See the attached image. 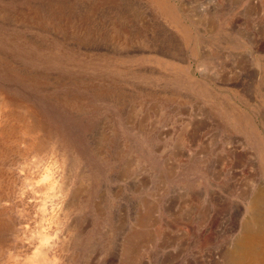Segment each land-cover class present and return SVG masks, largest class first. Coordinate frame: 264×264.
Listing matches in <instances>:
<instances>
[{
  "label": "rangeland",
  "instance_id": "374dc122",
  "mask_svg": "<svg viewBox=\"0 0 264 264\" xmlns=\"http://www.w3.org/2000/svg\"><path fill=\"white\" fill-rule=\"evenodd\" d=\"M257 194L264 0H0V264H231Z\"/></svg>",
  "mask_w": 264,
  "mask_h": 264
},
{
  "label": "bare ground",
  "instance_id": "6f19581e",
  "mask_svg": "<svg viewBox=\"0 0 264 264\" xmlns=\"http://www.w3.org/2000/svg\"><path fill=\"white\" fill-rule=\"evenodd\" d=\"M107 14L109 15L108 16L109 19L110 17L114 18V17L119 16L118 15L119 13H117V11L114 10V8L111 7V5H109V10ZM102 15L103 14L100 15L99 11L95 13L94 11H89L87 14H85V17H88V16H92V17L99 16L100 17ZM111 29L113 32L112 34H116V31L118 32V30L112 26L110 30ZM89 32L92 33V31H89ZM125 34L126 36L130 35V32L129 33L125 32ZM123 40L124 39L122 38V41ZM252 206L255 208L253 215H254V219L256 221L257 226H254V227L251 226V222H250L251 220L246 224L243 230V233L240 235L239 239H237L238 241H237V244L235 245V248L231 252V255H230L231 264H264V222L261 220V218L263 217L262 215L264 214V196L261 194H257V196L253 199Z\"/></svg>",
  "mask_w": 264,
  "mask_h": 264
}]
</instances>
